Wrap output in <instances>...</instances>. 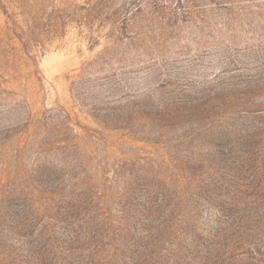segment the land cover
Segmentation results:
<instances>
[{
  "label": "rangeland",
  "instance_id": "1",
  "mask_svg": "<svg viewBox=\"0 0 264 264\" xmlns=\"http://www.w3.org/2000/svg\"><path fill=\"white\" fill-rule=\"evenodd\" d=\"M0 264H264V0H0Z\"/></svg>",
  "mask_w": 264,
  "mask_h": 264
}]
</instances>
